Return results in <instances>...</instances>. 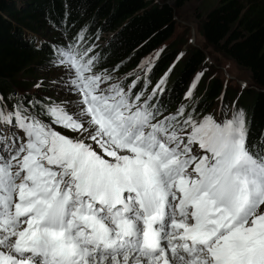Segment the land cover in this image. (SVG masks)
<instances>
[{
  "label": "snow or ice",
  "instance_id": "1",
  "mask_svg": "<svg viewBox=\"0 0 264 264\" xmlns=\"http://www.w3.org/2000/svg\"><path fill=\"white\" fill-rule=\"evenodd\" d=\"M93 25L54 23V95L0 92V264H264V131L197 111L203 71L171 107L162 49L116 75L138 50L105 67Z\"/></svg>",
  "mask_w": 264,
  "mask_h": 264
},
{
  "label": "trees",
  "instance_id": "2",
  "mask_svg": "<svg viewBox=\"0 0 264 264\" xmlns=\"http://www.w3.org/2000/svg\"><path fill=\"white\" fill-rule=\"evenodd\" d=\"M188 1L0 0V92L22 88L37 95L29 92L35 85L31 79L35 72L47 67L48 44L59 35L54 23L62 19L66 6L72 19L82 23L94 21L93 27L104 26L101 44L106 45L117 34L108 49L112 58L105 67L111 68L119 60L132 56L133 49L138 50L131 62L116 73L123 76L171 37L174 9ZM199 32L208 46L250 74L256 90L244 87L238 94L225 92L221 80L210 78L202 87L195 88L189 103L198 101L197 111L214 113L220 107L223 93V103L229 108L233 101H238L239 107L245 109L252 122V135H258L264 131V0H217L205 11ZM177 57L175 53L162 52L151 75L154 83L175 62L167 79L174 101L171 107L183 99L192 76L206 58L200 48L188 50L184 59Z\"/></svg>",
  "mask_w": 264,
  "mask_h": 264
},
{
  "label": "rangeland",
  "instance_id": "3",
  "mask_svg": "<svg viewBox=\"0 0 264 264\" xmlns=\"http://www.w3.org/2000/svg\"><path fill=\"white\" fill-rule=\"evenodd\" d=\"M216 2L217 0H189L184 6L175 8L173 15L175 21L173 34L153 52L162 49L161 53H175L176 56L184 59L188 54V50L191 48H200L204 51L206 58L204 64L197 71H203L204 73L198 83V88L202 87L204 82L210 78H218L223 82L225 92L232 91L234 94H237L241 90V87L245 86L256 90L250 74L245 69L237 66L233 60L208 46L199 32V23L205 11L213 7ZM105 36L108 37V35ZM56 75L57 73L53 72L48 66L41 71L35 72L31 82L36 84L38 81L44 80L45 84L39 90L32 86L29 92H36L38 96L41 95L40 93L54 95L55 90L50 87L47 81ZM16 91L21 93L25 92L22 88Z\"/></svg>",
  "mask_w": 264,
  "mask_h": 264
}]
</instances>
